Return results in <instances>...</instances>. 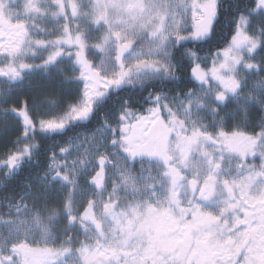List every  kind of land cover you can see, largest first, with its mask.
I'll return each instance as SVG.
<instances>
[{"label": "rangeland", "instance_id": "obj_1", "mask_svg": "<svg viewBox=\"0 0 264 264\" xmlns=\"http://www.w3.org/2000/svg\"><path fill=\"white\" fill-rule=\"evenodd\" d=\"M177 2L179 0H0V65L6 59L3 53H11L21 47L28 49L27 40H31V48L22 59L32 65V68L23 70L21 75L34 70L42 71L59 59L71 63L75 65L73 81L80 88L79 105L85 102V90L91 91L93 95L96 91L107 93L96 100V109L109 93L122 86L143 89L153 81H165L169 78L165 77L163 71L156 73L144 68L139 72L134 69L131 73L129 78L134 84L127 82L129 78L119 87L107 82L121 71L116 59L121 45L130 44L122 55V62L127 70L138 59L156 58L155 48L149 42V32L154 30L158 34L163 33L165 37L169 34L174 37L177 35L179 18L174 13L169 18L163 10L169 4ZM53 9L58 18L53 17ZM259 13L264 15V8L245 15L241 21L246 22L248 15L252 19ZM44 20L52 27H40L39 23ZM191 22L197 27L204 26L207 16L197 15ZM244 26V23L240 24L241 29ZM247 32L256 39L264 35L261 30L253 31L252 24ZM54 34L66 38L70 35L72 42L49 43L46 47L35 44L36 39L53 40ZM250 46L242 45L240 49H234V52L246 57L248 61L258 63L262 47L249 57L246 49ZM31 49L37 54L33 55ZM57 50L61 54L53 63L45 65V58ZM170 51L173 56L174 50ZM78 52L83 53L92 71L99 72V83L95 89L85 88L86 84H92L93 81L78 78L81 72V65L76 62ZM223 75L230 77L233 73L225 71ZM236 75L242 82L243 95L237 103V97L229 93L225 104L219 106L221 112L218 114L215 112L216 102L212 93L205 96L200 91L201 87H208L206 83L202 86L195 80L194 90L200 97V103L205 106L198 108L193 104L190 116H185V106L181 103L187 97L161 94L172 104L173 112L180 109V117L188 120L189 129L195 123L206 125L207 130L214 133L221 123L220 117H224V129L234 133L227 136L223 144L219 141L190 143L187 142L188 137L184 136L182 139L186 142L180 147L175 143V132L180 131L183 121L166 123L157 115L151 120V128L162 129L160 138L170 160L167 175L160 159L140 156L127 159L117 146L110 143V136L104 126L90 132H81L62 146L71 147L67 157V171L72 175V187L53 177L50 180L43 178L36 182L35 198L31 197L29 204L21 212L13 216L0 215V256L4 258V264H225L227 260L238 264L253 239L257 243L261 240L260 209L264 208V204L256 198L254 187H242L239 183L245 180L244 170L240 167L244 163L241 153L249 145V138L244 135L243 130L246 127L245 113L240 105L249 106L246 98L248 92L264 89V79L259 78L264 77V73L261 69L257 72L254 68L249 71L241 65ZM16 79L19 78L8 79L9 81L0 78V94L11 91L9 83ZM140 80L146 83L141 86ZM218 86L213 81L212 88ZM41 108L43 107L38 109L40 115L45 113ZM254 109L260 113L261 127L264 114L258 106L252 110ZM15 115L18 116L16 113ZM67 117L68 115L63 118ZM82 121L72 122L62 131L45 133H62ZM173 123L176 125L175 129H171ZM236 128H239V132L235 131ZM170 129L173 134L168 136ZM29 139L37 145L33 148V154L38 143L31 134ZM136 139L134 134L133 140ZM26 142L28 140L22 137L15 148L18 149ZM96 145H99L98 149ZM221 149L225 150L223 171H220L218 162H213L214 156L220 157ZM96 151L107 152L111 160L106 179L104 175H99L98 184L89 185V178L94 172L93 157ZM121 158L131 164H125ZM259 159L257 155L253 161L249 153V167L252 163L258 164ZM73 161H76L75 167ZM117 178L127 186V195L121 192L117 196L114 188ZM234 179L238 181L234 187V198L226 207L224 201L228 198V192L233 189L231 182ZM225 181L229 183L225 184ZM208 189L213 190L215 195L208 200L201 199L200 194ZM50 204H59L61 208L51 210L48 208ZM196 205H199L200 214L194 218L192 210ZM233 212L237 215L233 216ZM225 214L230 229L221 235L215 225L226 223L222 218ZM69 216L74 223L67 222ZM200 228L204 229L205 234L209 230H215L209 244L197 245L195 237ZM186 235L193 238L191 242L185 239ZM212 241H215L214 247ZM238 246L240 251L236 253ZM78 248L85 251L80 254L76 251Z\"/></svg>", "mask_w": 264, "mask_h": 264}, {"label": "snow or ice", "instance_id": "obj_2", "mask_svg": "<svg viewBox=\"0 0 264 264\" xmlns=\"http://www.w3.org/2000/svg\"><path fill=\"white\" fill-rule=\"evenodd\" d=\"M259 7H255L253 11H261V8H264V0H258ZM163 9V5L160 6ZM167 12L168 17L171 18L173 13L176 17L179 18V26L176 29L177 35L174 37L169 34L167 37L163 33H156L154 30L148 33L149 42L155 48L156 58L148 59H138L136 63L129 66L125 70V65L122 62L123 52L130 47L129 43H125L120 46L119 54L116 59L119 62L121 71L116 73L115 76L109 79L108 84L115 85L117 87L121 86L126 78H129L133 70L135 69L139 72L141 69L148 68L154 70L156 73L163 71L165 77H170L172 79H178V76L175 75L173 71V63L171 51L174 49H180L183 47V42L188 39H193L196 41H206L212 33L214 21L218 14V0H179L175 4H169L167 9H163ZM53 17L58 18L55 9L52 10ZM205 17L207 16V23L204 26L197 27L192 24V19L196 16ZM244 13H241L243 16ZM244 23V28L241 29L240 24ZM252 24L251 17L248 15L247 20L241 21L238 18L234 34L231 36L230 40L225 47L218 49L216 55L210 62V65L205 67L202 65L198 53L193 51L191 48H185L184 54L192 63L191 75L192 77L199 82L202 86L206 83L207 88L201 87L200 91L204 93L205 96L209 92L212 93L216 104L215 112L220 113V105L225 104L229 98V93L232 96L237 97V103H239V97L243 95L241 92V81L239 80L236 73L239 72L240 66L243 65L245 69L251 71L253 68L259 72L260 65L256 62L248 61L246 57L238 56L235 54L234 49H240L242 45L250 44L251 46L246 49L248 56H253L259 48L264 46V35L259 39L253 37L250 33L247 32V28ZM264 32V29L261 30ZM77 37V42H78ZM70 35L66 38L65 36H56L51 41H45L43 39H36L35 44L37 46H47L49 43H71ZM31 40H27L28 49L31 48ZM134 43V40H133ZM24 47L14 51V52H5L2 55L6 57L3 65H0V76H4L8 79L22 78V71L25 69H31L32 65L27 64L23 61L22 57L27 54V50ZM32 54L36 55L34 49H31ZM61 53L57 50L50 53L44 60V64L53 63L55 58ZM76 62L81 65V72L79 74V79L85 81H93L92 84H86V89H95L99 83V72L92 71L90 63L84 58L83 53L78 52ZM225 71H230L233 73L230 77H225L223 73ZM264 79V77H259ZM215 81L219 86L215 89L212 88V83ZM129 84H134L130 78L127 79ZM146 83L144 80H140V85L143 86ZM107 93L96 91L95 94L89 90L83 92L85 102L79 106H73L70 109V113L67 118L61 119H40L36 121L30 114L28 103L26 100L21 101L19 107L13 106L9 110L15 112L20 118L23 125V132L21 136L28 140V142L21 145L18 149L10 151L5 157L0 158V168L5 169V175L17 170L20 164L24 161L25 158H31L33 148L37 145L32 142L30 134L34 136V133L37 129L43 132H57L65 129L70 123L75 121L87 120L90 115L93 113L96 100L103 98ZM261 97H264V89H259L256 92H248L246 94L247 104L249 106L240 105L243 112L245 113V119L247 122V115L252 111L253 107L258 106L259 110H264V107H261L259 103L253 104V101H259ZM151 104L144 112H137L131 107L125 106L121 109V112L118 116L117 124L113 126L111 123L105 121V129L107 134L110 136V143L118 147V150L124 154L128 159H135L137 156L156 158L160 159L165 166V175H167V168L170 163L169 156L164 150L163 143L159 139L162 129L160 128H151V120L155 119L157 115L160 118L164 119L166 123L173 120H182L180 131L175 132L177 140L175 141L180 147H183L185 140L182 137L187 136V142L199 143L203 141L205 144L208 142L219 141L221 144L225 142L227 136L233 135V131H226L223 127L224 117H220L221 123L217 125L216 132H209L207 126L197 125L192 123L191 128L189 129V122L187 119L180 117V109H177L175 112L172 110V104L169 103L166 97L161 94H155L150 96ZM127 105V102H125ZM185 106V116H190L191 109L193 104H196L197 107H204L200 103V97L196 90H189L187 93V99L181 101ZM165 113L167 115L165 116ZM148 122L144 124V122ZM139 125V127H138ZM176 125L171 124V129H175ZM169 130L167 133L168 136H171L173 132ZM190 131V135H189ZM236 132H239V128L235 129ZM139 133V138L135 141L133 140V135ZM245 136L249 138L248 149L241 153L243 156L244 163L240 165L241 169L244 170L245 180L239 182L243 185H250L256 190V198L264 200V123H262L261 128L258 132L255 133H244ZM99 145H96L98 149ZM71 151V147L66 146L62 147L59 150V156L54 152L50 157V163L48 169L52 171L53 178L61 180L64 184H68L72 187V175L67 171L68 169V154ZM171 152V149L168 150ZM224 149H221V155L219 158L213 157V162L219 164L220 171L224 170L225 167V157ZM251 153L253 161L256 160L257 155L259 156V163H252L249 167L248 154ZM124 160L123 158H121ZM111 158L107 155V152L96 151L95 156L93 157L94 163V172L89 178V182L95 185L97 183L96 177L99 175H104L106 179L107 167ZM125 161V160H124ZM83 163V161H80ZM76 161H73V167H75ZM135 180V178H132ZM143 179V177H141ZM151 180V177H149ZM155 183V181H152ZM173 183L175 181L173 180ZM228 181H225V184H228ZM233 189L228 192V198L224 201L225 206L227 207L232 199L234 198V187L238 183L235 179L231 182ZM201 199L208 200L215 195V192L211 189L205 190L201 194ZM248 198L247 196L245 197ZM195 204V201H193ZM87 205H85V209ZM193 217L200 214L199 205L192 210ZM205 215H209L205 213ZM237 215L236 212H233V216ZM71 217V216H69ZM226 223L223 225L217 224L215 228L223 235L224 232L230 229V224L227 223V215L222 217ZM71 222H75L73 219ZM191 223V221H189ZM252 245V244H250ZM249 245V246H250ZM249 246L244 254V258L238 262V264H259L258 260L253 259L258 253L255 249L250 252ZM240 251V250H239ZM225 264H233L232 260L225 261Z\"/></svg>", "mask_w": 264, "mask_h": 264}, {"label": "trees", "instance_id": "obj_3", "mask_svg": "<svg viewBox=\"0 0 264 264\" xmlns=\"http://www.w3.org/2000/svg\"><path fill=\"white\" fill-rule=\"evenodd\" d=\"M257 5L258 0H218V14L211 36L204 42L193 40L183 42L182 48L174 49L172 63L176 65L175 75L178 79L169 77L165 81H153L143 89L122 86L109 93L105 101L94 109L87 120L72 125L65 132L48 135L37 129L33 137L36 138L38 147L31 158H25L19 168L8 175H5V169L0 168L2 170L0 171V215H16L29 204L31 197L35 198L36 182L43 178L50 180L53 177L52 171L48 169L52 153L55 152L59 156L61 147L81 132H90L104 126L105 121L115 126L121 109L125 106L137 112H144L151 104L150 96L155 94L165 93L173 97L186 98L189 90L196 88V82L190 71L192 63L184 54V49H193L198 53L202 65L209 66L217 50L225 47L234 34L238 18L241 20L245 15L254 12L253 9ZM241 13L244 15L241 16ZM251 20L253 31L264 29L263 14L259 13ZM39 24L44 29L52 27L46 20ZM56 36L54 34L52 38ZM260 53L262 56L257 62L264 73V46ZM74 68L75 65L59 59L54 64L44 67L42 71L34 70L9 83L8 88L11 91H3L0 94V156L5 157L10 151L15 150V146L22 138L21 118L9 110L11 107H19L21 101L26 100L29 111L32 112L31 116L39 121L61 119L69 114L73 106H79L80 88L73 81ZM0 78L9 81L4 76ZM41 106L43 107L41 110L44 109L45 113L40 115L38 109ZM260 128V113L254 109L248 113L246 127L243 130L255 133ZM48 208L56 210L61 206L50 204Z\"/></svg>", "mask_w": 264, "mask_h": 264}, {"label": "clouds", "instance_id": "obj_4", "mask_svg": "<svg viewBox=\"0 0 264 264\" xmlns=\"http://www.w3.org/2000/svg\"><path fill=\"white\" fill-rule=\"evenodd\" d=\"M173 71L176 73V65L173 64ZM255 103H259L261 107H264V97H261L259 101H254ZM262 114H264V110L261 111ZM125 164L130 165L131 162L125 161ZM114 188L117 190V196H119V193L123 192L125 195L128 194L127 186L123 184L122 181H119V178L114 182ZM134 195V193H133ZM115 203V201H114ZM261 203L264 204V200H261ZM261 215H260V235L261 240L259 243L256 242L255 238L253 239L252 245L249 246V251L252 252L254 249L258 253L253 257V259L258 260L259 264H264V208L260 209ZM72 217H68L67 222L71 223ZM215 234V230H209L207 234H205V231L203 228L198 229V235L195 237V241L197 245L200 244H209L210 243V237H212ZM185 239L188 242L192 241V237L190 235H186ZM151 242V238L150 241ZM212 246H215V241L211 242ZM240 250L239 246L236 248V253H238ZM227 259V257H225Z\"/></svg>", "mask_w": 264, "mask_h": 264}, {"label": "flooded vegetation", "instance_id": "obj_5", "mask_svg": "<svg viewBox=\"0 0 264 264\" xmlns=\"http://www.w3.org/2000/svg\"><path fill=\"white\" fill-rule=\"evenodd\" d=\"M199 42H204V41H199ZM145 124V123H144ZM138 127H139V125H138ZM135 135L137 136V139L139 138V133L137 132V133H135ZM159 139H161L160 137H159ZM140 158H145V157H141L140 156ZM152 159H156V158H152ZM84 246H86V245H84ZM87 247V246H86ZM88 248V247H87ZM90 249V248H89ZM76 251H78L80 254L83 252V251H85V249H77Z\"/></svg>", "mask_w": 264, "mask_h": 264}, {"label": "water", "instance_id": "obj_6", "mask_svg": "<svg viewBox=\"0 0 264 264\" xmlns=\"http://www.w3.org/2000/svg\"><path fill=\"white\" fill-rule=\"evenodd\" d=\"M98 177V176H97ZM97 177H96V179H97ZM96 184H98V183H96ZM90 185H93L92 183H90ZM246 216H249V214L248 213H246ZM3 263V259L0 257V264H2Z\"/></svg>", "mask_w": 264, "mask_h": 264}]
</instances>
